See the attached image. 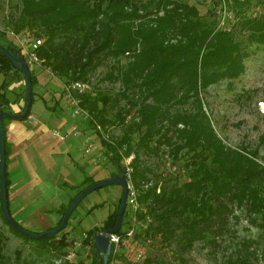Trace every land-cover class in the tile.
I'll return each mask as SVG.
<instances>
[{"label":"trees","instance_id":"obj_1","mask_svg":"<svg viewBox=\"0 0 264 264\" xmlns=\"http://www.w3.org/2000/svg\"><path fill=\"white\" fill-rule=\"evenodd\" d=\"M231 1L235 4L229 8ZM151 4L154 9L148 8ZM226 5L221 19L222 12L218 18L213 17L212 8L201 12L196 3L187 0H20L18 13L12 19L15 31L28 29L42 38L36 48L38 57L66 83L89 80L98 66L109 63L104 79L120 81L119 96L136 107L138 119L126 123L122 134L111 141L97 128V124L110 122L104 115L110 97L87 90L78 98L113 164H124L119 148L126 143L125 152L129 153L135 133L136 144L145 153L158 154L161 144H165L173 161L179 162L171 183L164 178L159 184L144 187L155 172L135 150L130 179L143 207L137 214L143 217L148 213L151 221L147 227L137 228L131 241L159 234L183 251L198 240L218 245L217 237L227 230L235 207L242 208L252 223L258 218L264 221V164L258 160L257 150L226 144L204 107L203 92L209 85L243 72L249 44L264 48V10L249 13L246 0H226ZM245 31L244 42L237 33ZM0 39L8 48L17 46L5 39L1 30ZM122 57L126 58L124 62ZM9 69L21 74L0 51V71ZM31 80L34 88L37 78L32 71ZM3 84L4 81L0 84V103H8ZM117 101L119 97L115 96L113 103ZM122 112L118 110V115ZM29 114L30 109L23 118ZM119 122H124L121 115ZM7 155L5 138L6 158ZM156 175L160 176L159 172ZM94 181L92 175L81 180L84 185L58 209L57 223L73 197ZM117 207L118 204L102 226L86 230L89 236L82 240L89 242L90 257L77 254L74 261L65 260L63 264H102V257L92 246L93 234L114 224ZM1 216L13 231L32 238L9 224L2 211ZM64 228L52 236L36 238L47 242L38 253H47L50 248H54L55 256L65 252L73 240L66 238ZM4 239L0 230V264H41L38 258H22L19 250L11 262L4 254ZM255 242L243 238L226 260L215 264H258V259L264 264V249L258 252ZM118 258L127 260L124 251ZM152 262L166 264L157 257H146L142 264Z\"/></svg>","mask_w":264,"mask_h":264},{"label":"rangeland","instance_id":"obj_2","mask_svg":"<svg viewBox=\"0 0 264 264\" xmlns=\"http://www.w3.org/2000/svg\"><path fill=\"white\" fill-rule=\"evenodd\" d=\"M187 1L196 3L201 12H205L206 8H212L213 17L216 18L222 12L221 19L224 18L228 8L226 0ZM258 1L260 0H246V3H249L247 6L249 13L257 14L264 10V0L260 1L261 3H258ZM234 4L235 2L229 4V8L233 7L232 5ZM19 5L20 0H0V30L4 32V38L14 43V39L7 35L5 31L13 29L12 19L17 15ZM148 8L154 9V4H151ZM237 37L245 42L247 41V32L237 33ZM247 50L248 54L244 58L245 68L243 72L236 78L221 79L209 85L203 92L204 107L211 116L216 132L226 144L232 147L245 146L248 149H256L258 160L264 164V48L256 43H251L248 45ZM125 60V57L121 58V62ZM38 66L42 69L38 74L41 84L35 83L34 85L33 101L30 105L29 115L44 121L47 115L51 113L52 108L61 107L69 120L68 123L73 126L67 139L72 143L70 151L73 170L69 181L78 184L76 187L71 186V193L74 194L79 187L84 185V183L80 184V182L86 175H92L95 180L106 178L116 172L117 166L105 154L97 133L89 124L85 107L75 103L73 96L68 95L69 91H67L66 82L48 66L46 67L43 64ZM35 68L36 64H30V70L33 74H35ZM108 69L109 63L102 64L94 70L89 80L82 81L88 84L86 91H101L110 97L104 110V115L110 122L101 125L99 130L103 137L112 141L122 134L126 123L133 118L138 119V117L136 116V107L130 106L123 97L119 96L121 90L120 81L104 79V73ZM19 80L23 93L22 97L24 98L25 82L22 73L18 75L12 69L7 72L0 71V84L4 81L3 88L9 98L8 105L5 108L10 111H15L16 109L15 103L17 102L16 95L18 92L16 83ZM70 91L76 97L85 92H79L75 89H70ZM115 96L119 97V101L113 103ZM23 104L24 101L20 109ZM118 110L123 111L120 114L123 117V123L119 122L120 115H118ZM15 119L20 118L6 117L4 122L6 124L9 120ZM22 119L27 124L29 123L28 116ZM48 123L54 125V122ZM54 129L57 130L56 128ZM57 132L59 136H63V132L58 130ZM86 139L90 140L93 146V149L88 152L84 151ZM137 139L138 133H135L129 153L125 152L126 143H123L119 148L124 165H128L132 169L130 162L135 150H137L141 159L155 172V174L151 173L149 175L148 181L143 184L144 187L151 185L153 182H158L159 184L164 178L170 180L175 175L179 162L177 160L173 161L169 147L161 144L158 154H147L142 148L137 146ZM58 140L59 137H54L52 141L56 142ZM50 145L42 142V139L39 138L30 146H27L35 151L34 156H29V158L33 167L36 168V173L42 180V184L37 183L35 187L36 190L32 196L35 201L32 205L20 211H16L13 206H10L11 216L14 218L22 217L21 225L32 231H43L44 229L37 227H42L47 221L50 222L49 216L53 215V213L55 214L53 211L36 214L31 212L33 207L45 202L54 192L52 178L56 175V167L53 166L54 160L59 159V151L58 147L53 150ZM156 172H159L160 176L156 175ZM172 180L174 179H171L169 183ZM121 191L122 186L119 183H110L91 190L80 200L64 228L66 238L73 240L72 243L70 242L66 246V249H75L76 256L77 254H82L90 257L92 250L89 242L82 240L89 236L86 230L100 227L105 223L108 214L116 208ZM17 212L18 214H16ZM40 213L44 215V221L39 218ZM126 213L127 208L125 207L123 220L126 217ZM28 217L37 219L39 226L31 224ZM0 230L5 235L4 254L11 262L14 261L16 250H19L22 258H38L41 260V264H63L65 259L62 255L64 252L59 256H55L53 255L55 252L54 248H50L47 253H38L47 245L46 239L27 238L9 227L1 216V201ZM243 238L254 239L256 241L254 247L258 249V252L264 249V221L258 218L257 222L252 223L242 208L235 207L229 217L227 230L217 237L218 245L198 240L195 241L189 250L183 251L175 242H166L159 234H153L147 235L146 238H142L137 242L130 239L126 245L122 246L121 251H124L127 256L126 259L133 264H142L146 257H157L166 264H215L226 260L235 251L238 247V242ZM127 260L118 258L117 264H129ZM257 262L260 264L259 259ZM152 264L154 263L152 262Z\"/></svg>","mask_w":264,"mask_h":264},{"label":"crops","instance_id":"obj_3","mask_svg":"<svg viewBox=\"0 0 264 264\" xmlns=\"http://www.w3.org/2000/svg\"><path fill=\"white\" fill-rule=\"evenodd\" d=\"M42 69L36 65L35 76L37 78V84H41L38 74ZM17 84V95L15 103L16 109L19 110L24 98L22 97V88L20 86V80ZM15 84V85H16ZM51 106V105H50ZM29 123L27 124L22 118L9 120L5 124V138L8 144V155L6 158V175H7V199L8 206H13L14 210L20 211L27 206L32 205L35 199L32 196L35 193V187L38 184H42V180L36 173V168L30 162L29 156H34L35 151L30 146L37 139L41 138L42 142L51 144L53 150L58 147L59 159L54 160V166L56 175L52 178V186L54 192L47 198L45 202H41L39 206L33 207L31 212L36 214L39 212L53 211V215L49 216V221L45 222L41 227L38 225V220L28 217L29 222L37 228L46 229L54 226L60 213L58 209L62 204H66L70 197L71 186L74 187V183L69 181L71 171L72 157L71 151L72 143L67 139L70 135V131L73 126L68 123L69 120L65 116L61 107L52 108L51 113L47 115L46 120L31 118L28 116ZM48 122H54V125H50ZM63 132V136L53 133V129ZM54 137H59V140L53 142ZM18 214V212L16 213ZM13 217V216H12ZM14 218V217H13ZM42 221L45 220L44 215L40 213L39 217ZM19 223L23 220L22 217L14 218ZM21 224V223H20Z\"/></svg>","mask_w":264,"mask_h":264},{"label":"water","instance_id":"obj_4","mask_svg":"<svg viewBox=\"0 0 264 264\" xmlns=\"http://www.w3.org/2000/svg\"><path fill=\"white\" fill-rule=\"evenodd\" d=\"M6 39V38H5ZM0 51L7 59V61L20 73H22L25 82V96L24 104L21 110L10 111L5 108L8 103H0V201H1V211L5 219L9 224H11L18 231L32 237H48L56 234L62 228H64L68 222L70 214L80 200L91 190L106 185L110 183H119L122 186V191L118 201V207L116 211V219L112 226L103 229L102 231H96L93 234L92 246L96 251L97 256L102 257V264H108L109 257L111 254V243L108 238V234L116 232L121 227L123 212L126 207L127 193H128V180L126 177V167L124 164L119 165V172L99 180L84 187L79 191L70 203L67 205L61 220L59 223L51 226L43 231H32L24 226H22L18 221H16L10 214L8 199H7V186H6V156H5V138L2 129L3 119L6 117H17L23 118L29 112L30 105L33 98V88L31 80V70L29 62L21 54L18 46L8 48L0 42Z\"/></svg>","mask_w":264,"mask_h":264},{"label":"built area","instance_id":"obj_5","mask_svg":"<svg viewBox=\"0 0 264 264\" xmlns=\"http://www.w3.org/2000/svg\"><path fill=\"white\" fill-rule=\"evenodd\" d=\"M7 35L11 36L16 45L18 46L21 54L30 64H43L42 59L38 57L36 53V48L42 43V38L37 37L33 34L32 31L28 29H23L20 31H15L14 29H9L5 31ZM44 65V64H43ZM45 66V65H44ZM47 67V66H46ZM67 91H69L68 95H72L75 103H79V98L71 93L70 89H75L79 92L86 91L88 88V84L85 81L76 80L71 83H66ZM85 109V108H84ZM87 116L89 117V113L85 109ZM33 118V116L28 115ZM100 125L97 124V128L100 129ZM53 133L58 134L57 130L53 129ZM93 149L92 142L86 139V146L84 148L85 152ZM126 167V177L128 180V193H127V201L126 208L127 213L126 217L121 223L119 230L116 232L108 234L109 241L111 243V254L109 257L108 264H117L118 255L121 251L122 246L126 245L128 241L133 237L134 232L137 228H145L151 221V217L148 213H146L143 217H139L137 212L140 209H143L142 205L137 199V188L134 186L130 179L131 168L128 165ZM63 258L69 262L75 260L76 251L75 249H66L63 253ZM64 260V261H65ZM59 261V260H58ZM62 264V263H59Z\"/></svg>","mask_w":264,"mask_h":264},{"label":"flooded vegetation","instance_id":"obj_6","mask_svg":"<svg viewBox=\"0 0 264 264\" xmlns=\"http://www.w3.org/2000/svg\"><path fill=\"white\" fill-rule=\"evenodd\" d=\"M117 167H118V171L116 172V173H118L119 172V165H117ZM120 197V196H119Z\"/></svg>","mask_w":264,"mask_h":264}]
</instances>
